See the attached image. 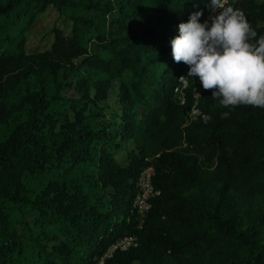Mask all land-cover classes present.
Here are the masks:
<instances>
[{
	"label": "trees",
	"instance_id": "1",
	"mask_svg": "<svg viewBox=\"0 0 264 264\" xmlns=\"http://www.w3.org/2000/svg\"><path fill=\"white\" fill-rule=\"evenodd\" d=\"M258 36L264 0H233ZM210 0H0V264H264V108L174 87L170 41ZM50 47L26 40L48 9ZM74 87L79 98L63 93ZM110 94L115 109L103 110ZM146 168L159 192L139 221Z\"/></svg>",
	"mask_w": 264,
	"mask_h": 264
},
{
	"label": "clouds",
	"instance_id": "2",
	"mask_svg": "<svg viewBox=\"0 0 264 264\" xmlns=\"http://www.w3.org/2000/svg\"><path fill=\"white\" fill-rule=\"evenodd\" d=\"M209 20L202 11L178 25L171 39L172 57L188 66L187 76L224 108H264V35L250 25L244 11L230 0H210Z\"/></svg>",
	"mask_w": 264,
	"mask_h": 264
},
{
	"label": "built area",
	"instance_id": "3",
	"mask_svg": "<svg viewBox=\"0 0 264 264\" xmlns=\"http://www.w3.org/2000/svg\"><path fill=\"white\" fill-rule=\"evenodd\" d=\"M232 1L233 0H230L231 3ZM210 15H212V13L209 10L208 12L205 13V15L202 17L200 22L203 23L205 20H209ZM181 69H182V73L180 77L187 76L188 66L184 64ZM200 86L201 84L198 78L196 79L189 78L187 84H185L180 79H178L177 85L174 87L173 93L180 105H184L186 103L187 90L191 89L192 96L194 99L193 106L190 110L191 119H195L201 116V111L197 107L198 98L200 97V94L198 93L197 90ZM152 176H153L152 169L146 168L140 172L136 181L137 193L134 198L132 208L133 211L138 215L140 223H142L143 221L142 219L150 211L152 205L151 202L159 194V192L153 186ZM137 246H138V240L135 236L122 237L116 240L114 243H112L107 248L105 253L96 260L95 264H104L107 260L111 259L116 253L126 252L132 248H136Z\"/></svg>",
	"mask_w": 264,
	"mask_h": 264
},
{
	"label": "rangeland",
	"instance_id": "4",
	"mask_svg": "<svg viewBox=\"0 0 264 264\" xmlns=\"http://www.w3.org/2000/svg\"><path fill=\"white\" fill-rule=\"evenodd\" d=\"M56 26L68 29V25L66 24L63 15L49 8L35 20L29 29L26 40L27 53L33 54L48 49L52 42L50 32ZM63 94L69 98H79L81 96V93L74 87H69ZM115 108V96L110 94L106 103L103 104V110L107 112L108 109Z\"/></svg>",
	"mask_w": 264,
	"mask_h": 264
}]
</instances>
